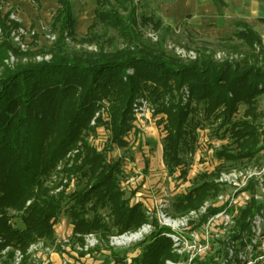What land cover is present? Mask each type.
Listing matches in <instances>:
<instances>
[{"label":"trees","instance_id":"obj_1","mask_svg":"<svg viewBox=\"0 0 264 264\" xmlns=\"http://www.w3.org/2000/svg\"><path fill=\"white\" fill-rule=\"evenodd\" d=\"M211 2L223 5L219 0ZM33 3L39 8L40 0ZM57 3L51 30L58 38L49 51V61L5 65L9 51L14 56L23 54L7 41L0 43V251L10 247L9 260L15 250L25 255L38 241L52 244L62 213L72 235L95 234L104 239L135 231L147 222L141 205L130 206L120 188L121 161L112 162L108 157L109 152L127 147L126 136L133 129L132 105L138 99L147 101L160 117L158 125L164 132L161 156L169 174L186 175V156L193 152L196 130L201 126L199 109L205 120L217 130L223 129L221 138L230 141L216 153L219 160L229 164L251 160L264 148V113L257 111V100L264 96V57L258 60L249 53L241 60L216 64L203 54L182 64L166 56L161 45L141 39L140 25L150 24L157 30L160 23L151 16L138 23L133 0H114L117 9L107 11L99 6L110 7V3L97 0L94 22L88 28L99 23L114 29L126 44L124 48L108 52L100 46L97 52L67 54L63 41L75 37L76 20L69 0ZM4 18H0V29L8 38L18 24H7ZM236 27L241 29L235 33L241 44L264 53L262 40L251 27L243 23ZM103 101L108 105L109 120L98 119L90 127ZM240 105L245 108L243 115L233 121ZM101 126L109 136L97 150L85 138ZM77 148L80 151L73 164L63 171L76 177L75 189L51 194L48 178ZM210 178L201 175V182L176 195L175 212L197 209L218 193ZM27 202L30 204L25 206ZM257 209L251 201L239 210L240 231L248 230L246 220ZM10 211L15 215H9ZM12 218L22 227H15ZM153 224L156 230L148 237L149 244L129 264H163L176 259L170 241L161 236L164 229H158L155 221ZM27 259L24 257L23 264ZM116 259L117 264H126L125 257Z\"/></svg>","mask_w":264,"mask_h":264},{"label":"rangeland","instance_id":"obj_2","mask_svg":"<svg viewBox=\"0 0 264 264\" xmlns=\"http://www.w3.org/2000/svg\"><path fill=\"white\" fill-rule=\"evenodd\" d=\"M69 1L76 20V28L75 37L73 39L65 37L63 41L62 49L65 53L72 54L84 51L97 52L100 46L106 51L111 52L126 46V44L118 37L117 32L114 29L107 28L99 23L88 29L94 22V10L97 7V0ZM107 1L110 3V7L108 5H100L99 8L101 10L107 11L109 8L117 9L114 0ZM173 2L174 0H133V4L137 8L136 18L138 23H140L139 21L142 17L149 16L153 17L155 22L160 23V20L156 15L159 13L162 15L169 14L167 8L169 5H174ZM58 7L57 0H40L39 8L36 7L33 0H0V12L2 13L0 15H3L2 18L5 17L4 19L7 21V24H18V26L11 31H16L19 27H22L25 32L30 31L35 34L32 36L30 33H27V36L25 37V49H19L17 44L12 43L13 40L9 38L11 31L9 32L8 38H6L5 35H0V43L7 41L10 43V46L23 54L20 56H14L12 52L9 51L8 59L10 60V58H13V61L10 63L7 59L4 61L5 65L13 66L19 62L25 63L27 61H49L51 58L49 51L54 47L58 38V33L52 32L51 30L52 17ZM10 15H12L11 17H13V20L9 18ZM216 16L218 17V15ZM189 18V16H184L181 22L171 28H164L161 23L160 28L157 30H154L150 24L143 26L140 25L139 32L141 34V39L151 44L161 45L166 56L176 58L182 64L195 61L203 54L210 56L212 61L216 64L223 63L225 60L238 61L244 57H248L249 53L250 55L257 56L258 60L264 57V53L260 54L258 48L250 50L235 38V33L241 30L240 28H237L236 25L228 31H223V34L218 37V27L202 26L195 30L188 25L187 22ZM203 31L207 33L216 31L217 36L216 38H212L209 37L210 35H203ZM150 34H154L153 37L150 36ZM90 39H92V42L87 41ZM107 40H110L111 44H108ZM262 47L264 52V38L262 41ZM38 59H41V61H38ZM248 60L250 63L253 62L251 58ZM2 69L3 67L0 66V75ZM139 100L141 99H138V101ZM136 101L132 105L133 120L131 125H133V129L130 130L126 136L127 147L123 149H115L108 153L110 161H121L122 174L119 176L120 188L125 180H132L130 184L127 185V188H123L125 190L124 197L126 199H130V197L133 199L132 197L136 193H140L143 196V198H141L146 203V206L151 208L154 206L155 201L165 197H169L170 201H174L176 195L187 192L192 186L194 187L196 183L201 182V175H211L210 180L213 182L214 178L221 171L233 167L250 165L251 163L258 164V162L264 157V152H261L264 149L263 148L251 160H244L232 164L219 160L216 153L220 151L221 148L228 146L230 141L226 137L221 138L223 129L217 130L215 124L212 125L210 121H207L202 117L201 110L199 109L197 115L198 118L201 119V126L196 130L197 141L194 150L191 155L186 156V175L185 177L180 178L178 172L169 174L163 164L161 156L164 132L162 131V126L158 125L160 117L155 115L154 108L150 104V108L154 113L153 116L151 115V117L147 119L135 117L133 110ZM244 109L243 105L238 107L236 114L233 116V121L242 117ZM257 111L260 114L264 113V96L259 97L257 100ZM98 118L103 122L109 120L108 105L104 101L98 104V109L94 113L89 126L93 127L92 122H96ZM103 119L106 120L104 121ZM260 121L261 120H259V122ZM97 129L94 137L98 144L105 145L108 142V131L104 126L98 127ZM245 197H249V194L246 193L240 196V202H242ZM251 201L254 202L257 207L260 206V202L255 200L254 194L252 193L250 194L249 202L247 201L246 204L241 203L237 206L238 212L240 209L246 207ZM25 206H27V203ZM8 213L9 215H15V213L11 211ZM170 215L173 216L180 214L176 213L173 207ZM236 221L238 224L239 215ZM12 223L15 227H22V224L15 220V218H12ZM140 228L141 226L138 229ZM54 229L55 240L52 244L49 245L43 241H38L28 247L25 255L20 251L15 250L13 252V257L10 260L7 255L12 249L6 247L0 251V264H23L24 257L26 256L28 257L27 264H75V261L71 260L69 255V258L67 255L63 256V254L60 253L61 250L59 247H56L55 244L56 241L74 236L71 234L70 223L64 213L59 216ZM138 229L129 232H136ZM95 236L98 239V246L95 247L96 249L92 251L89 256L84 257L83 253H78L77 256L68 253L74 258H78L76 259L78 262L77 264H117L116 258L138 256L146 248L147 244H149L148 235L138 241L137 244H134L127 249L113 250V248L108 245L109 236L106 239L97 235ZM76 242L81 243V238L78 237ZM37 243H41V245H39L38 249L35 251L32 246ZM70 248L73 247L71 246ZM71 250L72 249H70V251ZM17 252H19L21 256L19 262L16 257ZM114 254L117 255L116 258L114 257Z\"/></svg>","mask_w":264,"mask_h":264},{"label":"built area","instance_id":"obj_3","mask_svg":"<svg viewBox=\"0 0 264 264\" xmlns=\"http://www.w3.org/2000/svg\"><path fill=\"white\" fill-rule=\"evenodd\" d=\"M0 14L2 13L0 12ZM2 16L0 15L1 18ZM11 16L9 18L13 20ZM27 33L35 35L34 32H25L22 27H19L16 31L10 32L9 38L13 40V44H17L19 49H25ZM0 35H3L1 29ZM153 35L150 34L152 37ZM9 61L12 63L13 58H10ZM150 107L147 101L137 100L133 110L135 117L147 119L151 115L153 116L154 113ZM95 123L92 122L93 127H95ZM96 132L88 134L85 140L92 147L100 150L103 145L97 143L94 137ZM79 151L80 149L77 148L69 152L48 178L46 184L51 188V194L59 192L68 194L72 189H75L76 177L67 176L63 171L65 168L71 167ZM261 152L263 153L264 149ZM131 181L125 180L122 183L123 191H125L123 188H127ZM213 183L218 186V193L212 194L204 200L197 209L173 216L170 213L174 207V201H170L169 197L155 201L154 206L149 208L142 200L143 196L136 193L132 197L133 199L130 197L129 204L130 206L140 204L147 222L136 232L110 235L108 245L113 250H124L137 244L138 241L145 236H150L156 230V226L153 224L155 221L158 229H164L161 236L170 241L171 254L176 258L175 260H165L163 264H264V157L258 164L251 163L221 171L214 178ZM246 193L249 194V197L243 198V201L240 202L239 197ZM252 193L255 200L260 202V206L247 219L248 230L240 231L236 221L238 218L237 206L249 202ZM29 204L30 202H27V206ZM71 237L55 243L63 256L68 253L75 256L78 253H83L84 256H89L98 246L95 234H76ZM78 237L81 238V243L76 242ZM39 245L41 243H37L32 248L36 251ZM71 246L73 248H70ZM70 249L72 250L70 251ZM16 257L19 262L21 258L19 252L16 253ZM132 258V256L125 257V262L129 264Z\"/></svg>","mask_w":264,"mask_h":264},{"label":"crops","instance_id":"obj_4","mask_svg":"<svg viewBox=\"0 0 264 264\" xmlns=\"http://www.w3.org/2000/svg\"><path fill=\"white\" fill-rule=\"evenodd\" d=\"M223 5H214L211 0H174V5H169V14L159 13L156 17L164 28L174 27L184 16H189L188 25L192 29H199L202 26L218 27V37L223 31H228L236 24L243 23L252 28L260 38H264V0H219ZM215 14V15H214ZM218 15V17L216 16ZM211 20V21H210ZM261 20V21H260ZM189 28V29H190ZM217 30V29H216ZM203 35L209 37L217 36V32ZM78 262L70 254L67 257ZM85 257V256H84ZM81 259V258H80Z\"/></svg>","mask_w":264,"mask_h":264}]
</instances>
